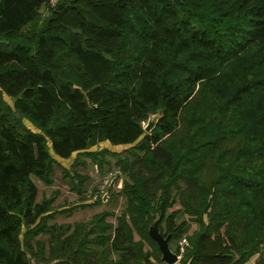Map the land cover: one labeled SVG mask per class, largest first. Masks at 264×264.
Returning <instances> with one entry per match:
<instances>
[{"label": "trees", "instance_id": "obj_1", "mask_svg": "<svg viewBox=\"0 0 264 264\" xmlns=\"http://www.w3.org/2000/svg\"><path fill=\"white\" fill-rule=\"evenodd\" d=\"M44 2L0 0V264H153L154 220L169 244L198 226L182 264L260 255L264 0H58L42 19ZM105 142L135 146L88 151ZM73 154L116 158L115 225H46L53 200L37 204L31 178L50 185Z\"/></svg>", "mask_w": 264, "mask_h": 264}, {"label": "rangeland", "instance_id": "obj_2", "mask_svg": "<svg viewBox=\"0 0 264 264\" xmlns=\"http://www.w3.org/2000/svg\"><path fill=\"white\" fill-rule=\"evenodd\" d=\"M57 3L58 0H45V2L37 8L38 14L42 19H47ZM3 98L9 105L13 104L12 99L4 95ZM16 118H18L17 114ZM22 123L26 128L35 131L27 121L22 120ZM146 125L147 121L141 123L143 131ZM134 146L135 144L113 147L105 142L88 149V151L100 152L108 150L114 154H122L128 157L127 151ZM48 147L49 152H51L49 143ZM54 158L58 166H53L50 176L52 183L50 185H45L34 177L31 178L37 188L35 202L40 204L43 200H53L50 211L48 214L44 215L46 216L44 218L46 225L64 226L68 224L84 223L101 212L110 213L111 216L107 219V222L115 225V218L120 216L125 204L124 198L118 196V192L121 191L123 183L127 181V177L116 167V158L102 154L98 163H95L91 158L76 157V154H73L66 160L59 159L55 156ZM81 179L82 183L80 184L79 181ZM112 183L113 185L111 187L110 185ZM178 208L179 206L176 202L172 210H177ZM187 219L188 216L180 214L176 220L177 223H179L181 221H187ZM197 229L198 226L195 223L189 222L185 230L186 234L179 241H173L169 244L170 250L179 258L177 264H182L185 248L188 247L187 238ZM24 230V228L21 229V237ZM39 238L46 240L47 236L42 234ZM134 240L138 241L139 238L135 236ZM182 240H185L187 244L183 248L180 247V242ZM143 247L144 252L150 256L149 260L153 264H157L158 262L156 260L158 258L161 259V255L154 250V247L148 245L146 242L143 243ZM113 259H117V255H113ZM257 262H260L259 264H264V247L255 264Z\"/></svg>", "mask_w": 264, "mask_h": 264}, {"label": "water", "instance_id": "obj_3", "mask_svg": "<svg viewBox=\"0 0 264 264\" xmlns=\"http://www.w3.org/2000/svg\"><path fill=\"white\" fill-rule=\"evenodd\" d=\"M161 117V112L155 115H150L147 120V125L144 128L146 133L151 132L156 126L158 119ZM113 183L110 185L112 187ZM149 238L156 244L157 249L161 255V262L163 264H177L178 256L174 254L169 248V237L164 238L158 230V221L154 220L148 228Z\"/></svg>", "mask_w": 264, "mask_h": 264}, {"label": "crops", "instance_id": "obj_4", "mask_svg": "<svg viewBox=\"0 0 264 264\" xmlns=\"http://www.w3.org/2000/svg\"><path fill=\"white\" fill-rule=\"evenodd\" d=\"M259 255L253 256L247 263L245 264H255L256 260L258 259Z\"/></svg>", "mask_w": 264, "mask_h": 264}, {"label": "built area", "instance_id": "obj_5", "mask_svg": "<svg viewBox=\"0 0 264 264\" xmlns=\"http://www.w3.org/2000/svg\"><path fill=\"white\" fill-rule=\"evenodd\" d=\"M187 244H186V241L185 240H182L181 242H180V247H184V246H186Z\"/></svg>", "mask_w": 264, "mask_h": 264}]
</instances>
